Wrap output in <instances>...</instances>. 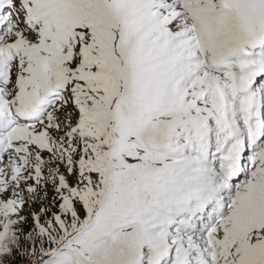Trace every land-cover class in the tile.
Segmentation results:
<instances>
[{"label":"snow or ice","instance_id":"snow-or-ice-1","mask_svg":"<svg viewBox=\"0 0 264 264\" xmlns=\"http://www.w3.org/2000/svg\"><path fill=\"white\" fill-rule=\"evenodd\" d=\"M0 264H264V0H0Z\"/></svg>","mask_w":264,"mask_h":264}]
</instances>
